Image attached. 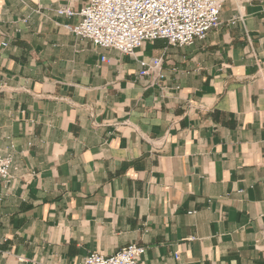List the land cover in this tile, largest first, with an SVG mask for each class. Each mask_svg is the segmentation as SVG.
<instances>
[{"label":"crops","instance_id":"crops-1","mask_svg":"<svg viewBox=\"0 0 264 264\" xmlns=\"http://www.w3.org/2000/svg\"><path fill=\"white\" fill-rule=\"evenodd\" d=\"M86 2L0 0V264H264V0L134 57L66 28Z\"/></svg>","mask_w":264,"mask_h":264},{"label":"built area","instance_id":"built-area-1","mask_svg":"<svg viewBox=\"0 0 264 264\" xmlns=\"http://www.w3.org/2000/svg\"><path fill=\"white\" fill-rule=\"evenodd\" d=\"M226 0H87L79 12L69 5L57 9L66 18L80 17L76 25L66 28L103 49L135 56L146 43L166 41L174 47H186L204 41L222 26L221 14ZM241 19V18H240ZM232 23H235L233 21ZM104 62H111L103 57ZM140 78L164 79L163 57L142 61ZM14 160L0 152V178L10 181ZM146 249L137 244L105 256L91 253L75 264H141Z\"/></svg>","mask_w":264,"mask_h":264}]
</instances>
